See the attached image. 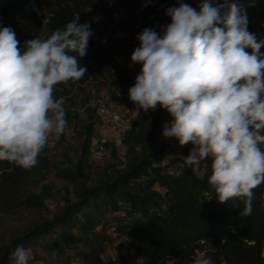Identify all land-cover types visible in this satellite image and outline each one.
<instances>
[{
	"label": "clouds",
	"instance_id": "clouds-1",
	"mask_svg": "<svg viewBox=\"0 0 264 264\" xmlns=\"http://www.w3.org/2000/svg\"><path fill=\"white\" fill-rule=\"evenodd\" d=\"M178 3L166 9L171 22L159 33L146 27L138 34L131 61L141 70L129 99L140 112L167 109L173 119L163 135L192 145L182 167L210 159L208 183L218 202L240 199L243 207H233L249 216L253 190L264 183V40L248 31L238 0H201L199 10ZM79 19L25 41L23 52L14 30L0 28V161L36 166L49 137L67 127L64 97L54 91L87 73L80 58L94 32ZM50 22L45 18L42 29ZM260 255L264 259V249ZM10 259L29 264L31 256L19 244ZM197 264L213 262L207 257Z\"/></svg>",
	"mask_w": 264,
	"mask_h": 264
},
{
	"label": "trees",
	"instance_id": "trees-1",
	"mask_svg": "<svg viewBox=\"0 0 264 264\" xmlns=\"http://www.w3.org/2000/svg\"><path fill=\"white\" fill-rule=\"evenodd\" d=\"M105 2H116L130 19L139 22L140 26L134 32L138 45L140 41L137 36L144 28L152 27L159 33L162 24L159 23L158 16L164 14L169 7L179 6L178 0H152L147 6L145 0H0V28L11 27L14 30L23 52L25 41L36 38L44 30L50 33L57 28L62 29L76 16L80 17L78 23L90 24L86 11ZM183 2L199 10L201 0ZM217 2L223 3L224 0ZM238 3L247 13L248 31L256 35L257 42L264 40L261 27L264 20V0H238ZM48 17L51 22L46 29H42L43 20ZM246 51L251 53L252 49L247 48ZM260 51L264 53V47ZM87 60L105 63L100 58L96 45L90 40L87 54L80 58V64L84 66ZM129 61L131 56H126L123 62H112L116 73L115 89L120 90L128 99L129 88L134 85L133 79L141 70V65L133 64L132 61L128 66ZM86 81L85 74L81 80L69 82L68 85L57 84L54 96L57 99L64 97V101H73L77 90H83ZM153 116V130L146 134V138L151 140L157 139L166 126L165 122L173 119L167 109L159 106ZM261 147L264 148V145ZM149 166L148 160L131 163L128 170L119 173L110 185L85 188L82 201L69 206L53 220H47L22 237L15 238L8 248L0 250V264H13L10 254L17 245L23 244L25 247L40 244L42 237L55 232L57 227L61 228L58 230L57 240L63 238L66 230H78L79 237L76 241L85 246L79 252L82 264H109L103 257L106 244L110 241L106 233L108 222L101 223L98 216L92 214L83 220L77 216L79 209L90 205L91 199L101 194H105L108 201L115 196L124 195L130 200L133 211L138 214L131 220L120 219L113 225L114 232L125 238L127 252L136 260L132 263L123 257L117 264H138V259H142L141 264H197L207 257H211L213 264H264L260 255L264 249V183L253 190L251 215L241 216L238 215L239 209L233 207V203L243 207L240 199L227 203L218 202L208 183L211 166H208L201 179L180 176L168 179L169 183L165 184L160 182L162 177L157 175L143 183L140 179ZM1 167L4 166H0L3 182H10L8 185L11 194L17 192L24 184L25 168L9 161L4 168ZM132 182L138 185L142 195L129 191L128 186ZM157 184L164 187V194L156 189ZM1 186L2 183L0 189ZM158 199L163 203L154 205L152 202ZM139 202L145 205L146 212L141 211ZM100 225L101 229L97 230ZM44 246L51 248L52 243Z\"/></svg>",
	"mask_w": 264,
	"mask_h": 264
},
{
	"label": "rangeland",
	"instance_id": "rangeland-1",
	"mask_svg": "<svg viewBox=\"0 0 264 264\" xmlns=\"http://www.w3.org/2000/svg\"><path fill=\"white\" fill-rule=\"evenodd\" d=\"M112 10L121 8L116 2H105L86 11L94 32L91 41L94 40L93 44L105 63L92 60L85 62L87 81L83 90L78 89L74 100H65L63 104L67 120L64 132L59 136H50L39 154L37 165L23 170L24 184L17 192L11 194L8 185L10 182H3L4 177L0 171V183L3 186L0 189V250L8 248L15 238L22 237L47 220H53L69 206L82 201L85 188L110 185L119 173L128 170L131 163L143 160L150 163L140 179L143 183L157 175L162 177L160 182L165 184L169 183L168 179L180 176L201 179V173L207 172L202 162L200 166L196 165L188 170L182 167L184 156L189 154L192 147L180 146L176 138L165 137L163 131L157 139L146 138V134L154 127V111L150 109L140 112L130 99L116 96V73L112 62H123L126 56H132L139 45L134 38L136 25L129 24L124 34L116 36L106 22H101L103 14L108 15ZM158 20L162 25L171 22V18L165 13L159 15ZM103 36L108 41L101 45L97 42ZM130 65L131 61L128 62V66ZM99 99L107 102L110 112L102 113L98 109ZM171 121L167 120L165 125L170 126ZM102 124H111L117 129L106 132L107 150L101 158H96L93 146L101 135ZM6 164L7 161H0V166L5 167ZM128 188L135 195L143 194L135 182L130 183ZM163 188H160L162 194L165 193ZM91 202L87 207L79 209L77 216L83 220L92 214L97 215L101 223L108 222L106 233L110 241L106 244L104 260L109 264H117L124 257L128 262L134 263L136 260L125 247V238L118 236L113 227L120 219L131 220L138 215L133 211L130 200L119 195L108 201V197L101 194L93 197ZM139 203L141 211L146 212L145 205ZM152 203L156 205L163 202L158 199ZM101 227L102 225L97 230ZM60 229L57 227L55 232L43 236L40 244L25 246L31 256L29 264H82L79 252L85 246L76 241L79 237L78 230H66L63 238L57 240ZM49 242L52 247H45L44 244ZM12 263L14 264L13 260ZM137 263L141 264L140 261Z\"/></svg>",
	"mask_w": 264,
	"mask_h": 264
},
{
	"label": "built area",
	"instance_id": "built-area-1",
	"mask_svg": "<svg viewBox=\"0 0 264 264\" xmlns=\"http://www.w3.org/2000/svg\"><path fill=\"white\" fill-rule=\"evenodd\" d=\"M101 20H104V22H106L109 25L111 32L113 31L116 34V36H121L122 34H124L126 32L129 24L136 25L137 29L140 26L138 21L130 20L128 18V15L122 9L121 10H112L110 12V14H108V15L103 14ZM261 27H262V31L264 33V20L262 22ZM91 38L92 37H90V39H89L90 41H91ZM107 41H108V39L103 36V37L99 38L97 43H100L101 45H103L104 43H107ZM92 43H94V40ZM116 96L118 98H124L125 97V95L118 89H116ZM97 106H98V109L102 113L110 112V109H109V106L107 105V102L103 99L97 100ZM116 129H117L116 126H111V124H102V126L100 127L101 135L97 137V140L93 146L94 157L101 158L105 154V152L107 150L106 132L115 131ZM187 147L191 148L192 145L188 144ZM210 164H211L210 159H208L205 162H202V166L206 169L208 168V166H211ZM201 174L203 175L201 177L205 176V174L203 172ZM160 185L161 184L156 186V189L158 191H161L160 188H163V187H160ZM163 191H165L164 188H163ZM113 261H116L115 258H113ZM138 261H140L142 263V259H139Z\"/></svg>",
	"mask_w": 264,
	"mask_h": 264
},
{
	"label": "crops",
	"instance_id": "crops-1",
	"mask_svg": "<svg viewBox=\"0 0 264 264\" xmlns=\"http://www.w3.org/2000/svg\"><path fill=\"white\" fill-rule=\"evenodd\" d=\"M101 22H104V20H101ZM198 166V165H197ZM200 166V165H199ZM188 170V169H187Z\"/></svg>",
	"mask_w": 264,
	"mask_h": 264
}]
</instances>
